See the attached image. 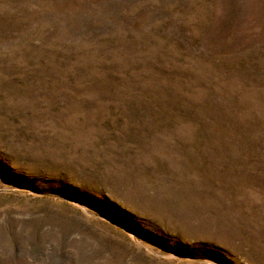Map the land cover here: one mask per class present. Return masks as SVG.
Masks as SVG:
<instances>
[{"label": "rangeland", "instance_id": "rangeland-1", "mask_svg": "<svg viewBox=\"0 0 264 264\" xmlns=\"http://www.w3.org/2000/svg\"><path fill=\"white\" fill-rule=\"evenodd\" d=\"M0 264H264V0H0Z\"/></svg>", "mask_w": 264, "mask_h": 264}]
</instances>
